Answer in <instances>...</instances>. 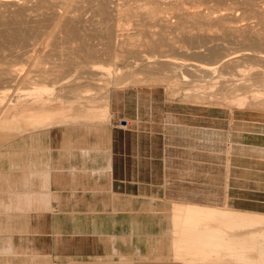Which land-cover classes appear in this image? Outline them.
I'll return each instance as SVG.
<instances>
[{
    "label": "bare ground",
    "instance_id": "1",
    "mask_svg": "<svg viewBox=\"0 0 264 264\" xmlns=\"http://www.w3.org/2000/svg\"><path fill=\"white\" fill-rule=\"evenodd\" d=\"M156 87L264 111V0H0V140L104 128L114 91ZM171 207L168 260L144 264H264V213Z\"/></svg>",
    "mask_w": 264,
    "mask_h": 264
},
{
    "label": "rangeland",
    "instance_id": "2",
    "mask_svg": "<svg viewBox=\"0 0 264 264\" xmlns=\"http://www.w3.org/2000/svg\"><path fill=\"white\" fill-rule=\"evenodd\" d=\"M9 85L11 96L27 87ZM112 98L113 118L101 134L107 135V202L113 209L143 212L138 223L118 215L111 229L145 234L142 242L139 237L112 240L118 254L167 261L174 203L264 213V111L168 104L159 87L118 90ZM66 130L62 140H81L80 145L92 140L88 134L94 131Z\"/></svg>",
    "mask_w": 264,
    "mask_h": 264
},
{
    "label": "crops",
    "instance_id": "3",
    "mask_svg": "<svg viewBox=\"0 0 264 264\" xmlns=\"http://www.w3.org/2000/svg\"><path fill=\"white\" fill-rule=\"evenodd\" d=\"M97 128L88 134L92 140L81 145V140L79 144L64 142L63 131L38 140L27 135L0 140V264H144L153 260L145 261L139 253L118 254L112 245L119 237H139L142 242L143 233L120 235L111 228L118 215L138 223L143 211L113 209L112 201L107 202V135H101L107 125ZM112 169L111 165L109 173Z\"/></svg>",
    "mask_w": 264,
    "mask_h": 264
}]
</instances>
